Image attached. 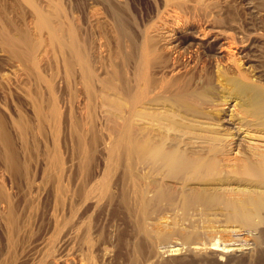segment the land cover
<instances>
[{
	"label": "rangeland",
	"instance_id": "1",
	"mask_svg": "<svg viewBox=\"0 0 264 264\" xmlns=\"http://www.w3.org/2000/svg\"><path fill=\"white\" fill-rule=\"evenodd\" d=\"M217 35L252 46L250 81L205 58ZM221 109L244 153L195 172L208 200L135 179L140 157L190 170ZM261 122L264 0H0V264H264V200L234 191L264 192Z\"/></svg>",
	"mask_w": 264,
	"mask_h": 264
},
{
	"label": "bare ground",
	"instance_id": "2",
	"mask_svg": "<svg viewBox=\"0 0 264 264\" xmlns=\"http://www.w3.org/2000/svg\"><path fill=\"white\" fill-rule=\"evenodd\" d=\"M258 19H262V17H259ZM211 29H207L205 27H199L197 31H194L191 33L193 34V40L194 43L192 46H202L204 41V38L208 37L210 35ZM175 30L171 29L170 31H167L165 36V40L169 42L171 38L174 37ZM169 39V40H168ZM185 41V40H184ZM202 43V44H201ZM257 43V40H254L252 42V45ZM168 44H171L170 42ZM235 45V41L229 40L228 38L221 39L218 35L215 36L212 39V45L211 48L205 49L203 48V51L208 55V57H205L206 59L215 58V60L219 63L220 66L223 67V73H226L227 71V65L232 66L237 72L238 77L241 80L244 81H250V73L247 70H250L252 64H250V61L247 62L249 66H244L245 70H241L240 67H238L237 62L238 58L245 59L247 58L246 54H249L250 51H252V46L244 49H239V51H235L233 49V46ZM171 49L172 47H168ZM236 48V47H235ZM182 52H180V55ZM189 57H196L200 56L198 53V49H193V51L188 52ZM246 60V59H245ZM252 84V83H251ZM255 90L260 91L261 85L254 84ZM239 90H241L239 88ZM142 100H149L150 96L147 94L142 93L141 95ZM223 101H227L224 99ZM176 107H179V109L188 112L186 108L182 104H177ZM222 113L220 114H213L216 115L215 117V123L219 127L221 133V138L217 142H212L209 144V146L206 148L207 153L203 156H194L192 159V167L190 170L187 171V168L184 166V164L178 160H160L156 156L153 158L150 157L148 159H144L142 157L139 158V163L136 165H133L131 170L134 172L135 179L139 182H144V179H151L154 190L156 194V198L159 197L162 193L167 192L168 189L173 191L176 195L177 203H181L182 206L187 205L188 197L193 194H199L200 200H208L209 198L205 194V190L199 188L190 186L189 184L195 180V172L207 167L211 166L212 164H215L218 161H224L225 156L229 153L228 146L232 149H236L239 151V154H243L244 151H242L241 148V142H243L241 138V123L238 122L239 127L236 126V121L233 117V114L226 113L225 110H219ZM162 113H166L165 117L162 119L165 122L166 129L176 127L175 124H177V120H182L180 117L177 119H174V116L168 112L163 111ZM250 112H244V114L249 115ZM161 123H159L160 125ZM260 126H264V122L260 123ZM161 127V126H160ZM163 128V127H161ZM238 155V153H237ZM256 154L252 153V156H246V158H243L244 163L247 165V163H250L254 161V157ZM261 160L264 161V158L262 156ZM234 159L241 160L240 156H235ZM218 174H216L217 176ZM170 182L171 184H168ZM214 190H231L228 187H221L217 186L214 188H211ZM239 191V193H251L253 194V197L255 199V202H258L260 200H264V192L259 193L257 191H254L252 189H241V190H234ZM232 190L230 191V193ZM225 202L229 206L233 207H239L241 204L238 202V200H234L231 198L226 197ZM171 210V209H170ZM175 209H172L171 212H173ZM180 222H184L183 218ZM176 229L179 228V226H176Z\"/></svg>",
	"mask_w": 264,
	"mask_h": 264
}]
</instances>
